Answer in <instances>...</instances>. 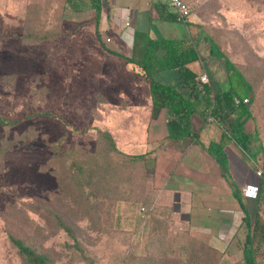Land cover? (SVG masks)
<instances>
[{
  "label": "trees",
  "instance_id": "1",
  "mask_svg": "<svg viewBox=\"0 0 264 264\" xmlns=\"http://www.w3.org/2000/svg\"><path fill=\"white\" fill-rule=\"evenodd\" d=\"M259 1L264 4V0ZM64 2L73 10L80 7L78 0ZM84 2L94 11L93 17L97 25L102 0ZM40 11L48 12L44 9ZM40 11H37V19L42 20L45 25L47 19L41 18ZM167 16L170 20H177L175 12L168 13ZM43 29L37 27V31L26 33L21 36V42L40 44L47 42L49 37L51 39L57 36L50 34L45 26ZM213 40L215 42H211V49L223 60L227 71L225 89L217 88L212 83H197V74L187 64L195 61L198 53L189 42L144 36L143 57L140 61L118 55L127 62H134L143 71L142 77L147 80L151 99L150 119L157 118L162 109L167 110V135L159 144L185 137L198 140L197 132L191 125V115L198 113L202 117L212 116L244 151L250 152L253 144L252 154L261 155L262 174L257 196L253 199L245 198L238 189L234 195L244 213L242 221L246 228V238L242 246L243 262L264 264V147L261 143L253 142L258 139L257 130L252 133L246 129V124L252 120L255 111L256 91L249 72L223 51L215 36ZM170 68L177 69L178 82L175 85L163 84L153 78L154 72ZM244 99L247 101L244 102ZM37 116L55 115L45 111H33L15 119L0 115V126L11 129ZM93 128L95 138L92 148L77 144L63 145L60 144L62 140L49 143L52 155L42 170H48L56 178L57 189L47 199L35 197L21 204H8L9 218L26 220L28 217L31 220L33 217L30 214L40 217L43 225L36 223L35 228L45 234V239L58 231H64L70 239L67 246L72 250L67 264H74L77 259L93 264L80 239L83 228L78 224L82 221L87 222V231L100 234L107 230L124 236L123 246L126 248L120 249L123 254L120 259H114V264H221L224 252L193 236L188 229L175 227L169 210L156 205L148 220L145 254L132 256L126 253L131 244V232L118 226L120 203L139 199L147 202L155 200L156 193L149 188L146 179L147 155L125 153L117 147L111 132L100 127ZM36 136V132L30 128L28 132H23L22 139L28 142ZM206 149L218 161L223 172L227 173V158L222 144L210 142ZM4 150L8 149L0 148V161ZM5 221L8 222V218ZM4 233L24 264H56L46 252L37 250L35 239L33 244L27 240L30 235L25 228L13 229L6 226ZM32 234L34 238L37 237V232ZM118 247L121 248V245Z\"/></svg>",
  "mask_w": 264,
  "mask_h": 264
},
{
  "label": "rangeland",
  "instance_id": "2",
  "mask_svg": "<svg viewBox=\"0 0 264 264\" xmlns=\"http://www.w3.org/2000/svg\"><path fill=\"white\" fill-rule=\"evenodd\" d=\"M78 1L81 8L75 12L66 6L64 0H0V115L8 119L21 118L33 111L55 115L37 116L11 129L0 126V146L8 149L4 150L0 161V264H24L5 236L6 226L25 228L30 235L27 240L32 244L36 240L37 250L46 252L56 264H67L72 250L67 246L70 239L64 231L45 239V234L35 228L36 223L43 225L40 217L30 214L33 217L31 220L28 217L26 220H12L7 205L12 202L21 204L35 197L50 198L57 189V181L48 170H42L52 155L49 143L62 140L60 144L63 145L77 144L92 148L95 138L93 127L113 126V118L121 109L119 103H101L102 93L91 92L90 86L86 85L85 81L92 78L83 76V70L76 68L81 64V48L76 45V36L90 20L87 2ZM241 2L233 1V6L237 7L236 13L230 17L218 13L216 21H207V26L217 25L213 26V32L218 30L214 36L219 46L249 72L256 97L255 111L247 129L252 133L257 130L258 139L253 142L261 143L264 147V23L259 22L256 14L248 17L246 27L237 22L241 19V14H238L242 10ZM42 9L48 12L40 11ZM38 10L42 12L41 18L47 19L45 25L37 19ZM242 15L246 21L245 14ZM43 26L50 30V34L57 36L49 37L47 42L40 44L21 42V36L37 31V27L44 30ZM203 61L208 72L217 77L214 86L218 88L223 85L227 75L221 60L204 57ZM116 72L114 70L111 74L115 75ZM85 73L89 72L86 70ZM141 126L137 125L138 133L142 131ZM30 128L37 136L24 142L22 134ZM137 134L134 136L137 137ZM137 147L141 148V145ZM253 152L254 146H251L247 153L251 156ZM244 157L250 162L251 170L256 171L258 165L250 161L247 154ZM255 158L262 164L261 155ZM146 177L148 179L147 167ZM188 198L183 197L185 200ZM151 203L153 201L139 199L118 209V226L131 232V244L126 252L129 255L145 254L146 222L149 217L145 219L139 207ZM86 224L85 221L78 224L83 228L80 239L93 264H114V259H120L123 254L120 249L126 248L123 246L124 236L107 230L100 234L90 232ZM174 226L179 227L178 222ZM33 232H37V237L34 238ZM245 238L246 228L243 225L232 241L235 251L226 255L221 264H244L242 246ZM231 255L233 258H226ZM74 264L88 263L77 259Z\"/></svg>",
  "mask_w": 264,
  "mask_h": 264
},
{
  "label": "crops",
  "instance_id": "3",
  "mask_svg": "<svg viewBox=\"0 0 264 264\" xmlns=\"http://www.w3.org/2000/svg\"><path fill=\"white\" fill-rule=\"evenodd\" d=\"M182 1L192 7L186 23L168 19V13H174V10L167 0H102L97 25L94 11L88 5L89 24L76 36V45L81 48V64L76 68L83 70V76L92 78L85 81L86 85L90 86L89 91L102 93L101 103H119L121 109L113 118V126L104 127L114 136L117 147L129 154L146 153L148 186L156 193L152 209L156 205L169 210L173 223L178 222V228H186L193 236L218 248L225 253V259L235 251L232 241L244 225L243 209L234 195L235 190L259 181L244 154L258 168L262 164L253 154L250 156L239 147L219 122L198 113L191 115V125L198 140L185 137L159 144L167 135V110L162 109L157 118L150 119L151 99L143 71L134 62L119 56L140 61L144 36L181 40L192 43L198 53V58L187 64L197 75L206 72L212 84L217 82V77L206 69L204 57L221 60L227 75L223 60L211 49L214 33L218 31L213 32V29L217 25L208 29L207 21H216L218 13L224 17L236 13L234 0ZM241 1L242 10L238 12L241 19L237 22L246 27L248 17L256 14L259 22L264 23V4L259 0ZM80 8L71 10L76 12ZM86 70L89 73H85ZM114 70L117 71L115 75L111 74ZM153 78L163 84L175 85L177 69L158 70L153 73ZM226 80L227 77L223 80L225 86L218 88L225 89ZM137 125H143L139 127L142 129L139 133ZM135 133H138L137 137ZM210 142L222 144L227 173L206 149ZM139 144L141 148L137 147ZM185 196L189 198L183 199ZM130 204L122 202L119 207ZM226 258L231 259L233 255Z\"/></svg>",
  "mask_w": 264,
  "mask_h": 264
},
{
  "label": "built area",
  "instance_id": "4",
  "mask_svg": "<svg viewBox=\"0 0 264 264\" xmlns=\"http://www.w3.org/2000/svg\"><path fill=\"white\" fill-rule=\"evenodd\" d=\"M167 1H168L169 6L176 13L177 20L183 23H186L189 20V17L191 15L192 7L182 0H167ZM197 83L198 84H211L210 79L206 72H203L197 75ZM246 101L247 99H244V102ZM208 118L209 120H213L212 116L210 115ZM261 174H262V170L260 168H257V170L255 171V175L258 179L260 178ZM258 187H259V181L254 182V183L244 184L241 189L243 196L249 199L255 198L258 193ZM151 209H152L151 204H148L146 206L141 205L139 207V210L143 214L145 219L149 217Z\"/></svg>",
  "mask_w": 264,
  "mask_h": 264
}]
</instances>
